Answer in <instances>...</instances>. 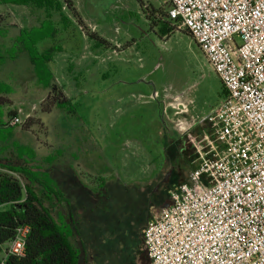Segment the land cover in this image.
Instances as JSON below:
<instances>
[{"label": "rangeland", "instance_id": "374dc122", "mask_svg": "<svg viewBox=\"0 0 264 264\" xmlns=\"http://www.w3.org/2000/svg\"><path fill=\"white\" fill-rule=\"evenodd\" d=\"M71 1L75 14L56 3L45 2L39 8L32 4L0 5V19L13 27L20 26L19 38L35 45V71L44 73V83L49 82L50 89L61 86L70 96V103L56 108L52 115L41 116V106L36 110L33 129L49 148L36 151L38 158L33 153L32 156L36 163L41 155L58 150L72 161L94 162L105 170L101 175L105 189H99L100 178L96 177V204L84 215L88 227L85 240L91 252H101L104 258L109 254L113 263L124 257L132 263L139 262L137 242L152 218L151 205L138 200L140 190H131L125 181L152 180L148 191L153 195L164 189L168 193L188 182L198 165L193 142L205 145V138L212 134L210 126L201 120L218 106L225 89L200 47L183 30L159 35L149 15H158L159 11V17L167 15L168 0ZM237 40L241 43L240 38ZM42 84L37 90L32 81V99L38 96L35 90L41 94ZM11 86L16 84L12 82ZM176 99L188 107V114H176L182 109ZM4 110L0 107V124L5 119ZM32 110L33 113L35 109ZM154 120L162 121L169 132H161L166 160L155 181L153 159L135 142L137 135L157 141ZM108 123L116 124V129L110 131L112 142L115 135H125L121 147L127 145L126 154L116 143L99 139L103 130L109 131ZM118 124L120 129L125 124L127 130L117 131ZM4 134L0 132V147L7 149L18 135L9 129ZM86 134H94L98 140L86 139ZM26 139L23 141H31ZM94 144L101 145V150H94ZM14 145L19 147L21 142ZM31 150L29 145L23 157L31 155ZM37 164L33 170L38 175ZM169 172L170 177L163 183ZM37 190L41 195L39 185ZM47 206L52 208L55 219L54 202ZM99 226L112 233L103 240L105 244L101 243ZM126 226L125 234L130 237L124 239L120 237L124 231L118 229ZM81 259L79 250V264Z\"/></svg>", "mask_w": 264, "mask_h": 264}, {"label": "built area", "instance_id": "2783aa9c", "mask_svg": "<svg viewBox=\"0 0 264 264\" xmlns=\"http://www.w3.org/2000/svg\"><path fill=\"white\" fill-rule=\"evenodd\" d=\"M168 1L167 20L190 31L225 95L201 120L212 134L193 142L189 181L147 224L145 250L151 264H264V0ZM30 231L20 226L0 246V264L25 257Z\"/></svg>", "mask_w": 264, "mask_h": 264}, {"label": "crops", "instance_id": "0c3cea01", "mask_svg": "<svg viewBox=\"0 0 264 264\" xmlns=\"http://www.w3.org/2000/svg\"><path fill=\"white\" fill-rule=\"evenodd\" d=\"M21 30V27H13L10 24H1L0 25V97L8 98L10 101L9 106H5L4 115L5 119L0 124V132L7 133L8 129L10 132H12L14 135H18V138L16 140L10 141L11 144H8V148L0 147V163H3L1 160L3 159H10L13 164L16 166H25L29 165V167L35 168L36 163L38 168V178L39 180L44 184L40 185V189L45 191L43 200L47 206V204H50V202H54L55 208V220L58 224H60L64 230L67 232V235L70 239V242L77 248L78 252L80 250L82 254V259L80 261V264H142V255L141 251H145V247L143 244V238L141 236V240L137 242L138 247V254H139V262L134 261L132 263L130 260H128L126 257L123 258L122 261L119 262H112L110 255H106L104 258L103 254L101 252L99 254H94L91 252V249H89V246L87 244V241L85 238L88 237V227L86 225V219L84 218V215L86 212L91 211L92 207L96 204V177L99 176V189H105L103 178H101V175H105L103 171L101 170V167H96L94 162L89 163L87 162H80V161H72L69 157L63 156L60 154V152L57 150V152L51 154V155H41L40 159L37 160L35 163V160L33 159V156H37L36 151H41V147L48 149L49 146L47 142H42L43 140L40 139V137L37 138L36 130L33 129V123L31 125H28L27 127L24 126L26 121L28 119H31L34 117L36 110L41 106V116L44 114H51L56 108H63V105H54L50 112L43 111L42 107L46 99L50 96L51 89L49 82L44 83V73H38L36 70V61H38V58L36 57L37 49L35 48L34 44H29L25 42L24 40L19 38L20 33H18ZM44 69V68H43ZM45 70V69H44ZM46 78V77H45ZM34 82V86H36L37 90L40 86V84L43 85L41 94L35 90L33 93L38 95L37 98L30 97L32 93V87L31 83ZM15 83L16 87H12L11 84ZM62 91L64 92V95L66 98H70V96L67 94L65 89L61 86H59ZM12 89V90H11ZM154 97L156 94H152ZM152 99V97H151ZM39 104V105H38ZM35 109V111L32 113V109ZM13 111L16 114L12 117L9 116V113ZM126 112V111H125ZM19 117L22 121V125L20 126H10L9 122L12 118ZM154 119V118H150ZM39 119H37L38 121ZM25 121V123H24ZM155 121V120H154ZM158 121L156 120L155 123ZM151 122L149 121V124ZM38 124V123H37ZM36 124V125H37ZM9 127H8V126ZM38 125H42L41 123ZM109 131L106 132L103 130V133L98 135L99 139L102 140V142H112L111 141V135L110 131L112 129H116V124L108 123ZM119 125V124H118ZM157 126V124H155ZM4 126V127H3ZM125 124H121V129L124 131L127 130L125 128ZM202 126V125H201ZM41 127V126H40ZM205 126H202L204 128ZM43 129V128H42ZM120 125L119 129L117 131L121 132ZM161 132L163 133H169L168 130L165 128V124H162L158 128V136L161 141ZM171 133V132H170ZM4 134V135H5ZM119 136V137H118ZM174 135H172L173 137ZM92 137L95 141L98 140L97 136L92 134H86V139ZM115 139L112 143H116L117 148L121 151L122 150L126 152V146L123 145L121 147V143L125 137V135H115ZM24 138H31L30 142H24ZM26 139V140H27ZM174 139V137H173ZM34 140V141H33ZM135 142H137V145H140L141 147L145 148L147 151L148 157H153L148 152V148L145 147L144 141L146 138H143L142 136H136ZM149 140V139H148ZM17 141L21 142V145L18 147H15L14 143ZM69 143L72 141V138L69 137ZM32 144V146H31ZM120 147H119V145ZM162 147L163 143L161 141ZM31 147V155L24 156V152L27 151V147ZM21 147V149H19ZM71 147V143H70ZM101 145H95L94 144V150L95 148L99 151L101 150ZM111 147V146H109ZM164 157L162 160V163L158 165L157 163L154 166L153 169V180L155 181L157 179V175L161 171L163 164L166 160V153L165 149L163 147ZM32 153L34 154L32 156ZM109 156H107L108 158ZM105 167V166H104ZM139 170V169H138ZM137 170V171H138ZM171 172L167 173L165 178L163 179V183H166L168 178L170 177ZM169 176L167 179L166 177ZM166 179V180H165ZM121 180V179H120ZM131 181L127 180L125 181L127 186H131V190L135 189V191L140 190L136 198L138 200H145L147 202H150L151 210L152 211V218H155L158 216L161 211L170 204L168 202V198L170 197V192L167 193V191L164 189L163 192H161L158 195H153L152 191L149 192L148 190L152 187L151 181H147L146 184L143 183V181L140 178H134L130 179ZM153 183V182H152ZM160 184V181L157 183ZM162 185V184H161ZM159 185L158 187H161ZM157 186V185H156ZM155 189V188H154ZM153 189V190H154ZM48 190H54V196L51 195L52 193L47 192ZM157 190V189H155ZM165 191V192H164ZM134 198V199H136ZM49 202V203H48ZM159 205V211H156V208ZM158 208V207H157ZM150 219L147 221L150 222ZM128 226L125 228L118 229L122 232L120 237H130L129 234H125V231H127ZM112 233H110V230L108 228H105L103 226H99V236L100 240L102 241V244H105L103 241L105 238H110L109 236ZM137 238V237H136ZM138 239V238H137ZM109 249V248H108Z\"/></svg>", "mask_w": 264, "mask_h": 264}, {"label": "trees", "instance_id": "16d2710c", "mask_svg": "<svg viewBox=\"0 0 264 264\" xmlns=\"http://www.w3.org/2000/svg\"><path fill=\"white\" fill-rule=\"evenodd\" d=\"M45 2L50 5L52 3L61 4L62 9L66 6L75 14L76 9L71 0H0V5L9 3L15 5L32 4L35 5V8H39ZM158 15L153 12L149 15V18L159 31V35L163 37L177 31L176 27L167 20L166 15L160 17ZM6 23V20L0 19V25ZM183 31L193 39L189 30ZM69 103L70 100L66 98L62 89L57 85H53L50 96L44 102L42 109L45 112H50L54 105ZM10 104L8 98L0 97V107L9 106ZM15 114L11 111L9 116L12 117ZM32 123H34V120L32 118L28 119L24 126L27 127ZM162 124V121L159 120L157 126H155L154 133L157 141L148 139L144 141V145L148 148L154 163L158 165L162 163L164 157L163 147L160 139H158V128ZM1 161L3 163H0V246L14 237L18 227L28 225L31 229L27 239L25 257H10L7 264H79L77 248L70 242L64 228L54 219L52 208L50 209L43 203L45 191L42 190L40 195L37 185L40 187L44 184L39 180L38 175L34 173L32 167H29V165L16 166L10 159ZM47 192L54 193L55 191L48 190ZM141 255L142 264H151L146 250L141 251Z\"/></svg>", "mask_w": 264, "mask_h": 264}, {"label": "water", "instance_id": "95a60500", "mask_svg": "<svg viewBox=\"0 0 264 264\" xmlns=\"http://www.w3.org/2000/svg\"><path fill=\"white\" fill-rule=\"evenodd\" d=\"M169 176H170V174H169ZM169 176H167L166 179H167ZM166 179H165V180H166ZM168 206H169V205H168ZM168 206H167V207H168Z\"/></svg>", "mask_w": 264, "mask_h": 264}, {"label": "flooded vegetation", "instance_id": "af4514ba", "mask_svg": "<svg viewBox=\"0 0 264 264\" xmlns=\"http://www.w3.org/2000/svg\"><path fill=\"white\" fill-rule=\"evenodd\" d=\"M168 202H170V199L168 198Z\"/></svg>", "mask_w": 264, "mask_h": 264}]
</instances>
